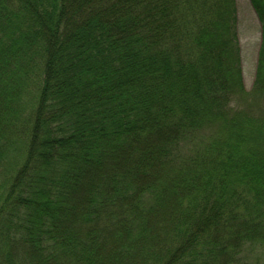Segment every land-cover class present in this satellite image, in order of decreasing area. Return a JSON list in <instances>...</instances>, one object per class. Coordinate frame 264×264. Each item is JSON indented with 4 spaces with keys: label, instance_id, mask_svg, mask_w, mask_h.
I'll return each mask as SVG.
<instances>
[{
    "label": "trees",
    "instance_id": "1",
    "mask_svg": "<svg viewBox=\"0 0 264 264\" xmlns=\"http://www.w3.org/2000/svg\"><path fill=\"white\" fill-rule=\"evenodd\" d=\"M0 0V264H264V0Z\"/></svg>",
    "mask_w": 264,
    "mask_h": 264
},
{
    "label": "rangeland",
    "instance_id": "2",
    "mask_svg": "<svg viewBox=\"0 0 264 264\" xmlns=\"http://www.w3.org/2000/svg\"><path fill=\"white\" fill-rule=\"evenodd\" d=\"M236 5L238 16L237 36L241 49L243 83L246 90H250L255 76L260 27L248 0H236Z\"/></svg>",
    "mask_w": 264,
    "mask_h": 264
}]
</instances>
